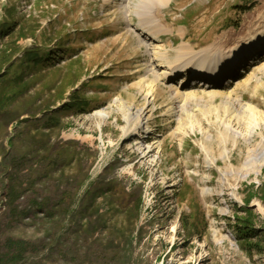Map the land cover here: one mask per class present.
Wrapping results in <instances>:
<instances>
[{
  "label": "rangeland",
  "instance_id": "1",
  "mask_svg": "<svg viewBox=\"0 0 264 264\" xmlns=\"http://www.w3.org/2000/svg\"><path fill=\"white\" fill-rule=\"evenodd\" d=\"M152 6L0 0V264H264V0ZM183 46L196 68L158 82Z\"/></svg>",
  "mask_w": 264,
  "mask_h": 264
},
{
  "label": "bare ground",
  "instance_id": "2",
  "mask_svg": "<svg viewBox=\"0 0 264 264\" xmlns=\"http://www.w3.org/2000/svg\"><path fill=\"white\" fill-rule=\"evenodd\" d=\"M158 1V8H159V12H162V10L167 6V3L170 1V0H157ZM149 2V1H148ZM152 3H153V0H151V12L153 10H155V8L152 6ZM136 13V15L139 17V31L141 33L142 36L145 37V39H142V40H139V44H145V46L149 48H153L155 44V41H157V38L160 36V34L163 32V34H166L167 31L163 30V29H160V28H154V24L153 22H151V25L146 21L145 17L147 15V13L145 14L143 11H134ZM154 17V16H153ZM163 28V27H162ZM146 47V48H147ZM182 50H181V55H183L182 57L184 58H178L176 59L175 61H172L170 58H169V55L168 53H162V52H158V53H155L154 55H156L155 57L156 58H159V64L157 65V68H153L152 70L155 71L156 69L158 70L159 68H168V71L164 70L162 71V73L159 75L155 72V74L157 75V81L158 82H162L164 84H169L170 82H173L175 80V78H177L179 75H182V73L184 72L185 69H188V70H191L193 71L194 70V67L196 66L197 64V61L193 60V61H190L188 62L187 60L188 59H193L195 58L194 56H197L199 54H193V53H189L187 51V48L185 46L181 47ZM157 48H153V50H156ZM184 51H187V52H184ZM204 53V52H203ZM202 56H206L205 54H203ZM153 59V58H152ZM187 59V60H185ZM219 62V59L217 58V60H215V62H213L214 65H207V63H205V61L201 60V62L198 64V66L202 67V70H207L210 66H212V68L214 70H216V74L214 72H209L208 73V76H212L215 74L216 77H220L221 76V73L219 71V65H217ZM211 64V63H209ZM166 65V66H165ZM154 67L155 64H154ZM196 68V67H195ZM190 72V71H189ZM194 73H198L197 72H194ZM200 74V73H199ZM204 74H207V71H205L203 73ZM190 75H191V72H190ZM214 76V77H215ZM211 79V78H210ZM166 82V83H165ZM155 85L156 82H154ZM154 85V86H155ZM170 86V85H169ZM183 85H181L180 87H176V88H173L172 89V92H179L181 89H182ZM193 88V87H192ZM171 96V95H170ZM127 110H128V120L130 122L138 119L139 122L137 123L138 125H141L143 123V121L141 120V118H143L142 116V111H135V109L131 106L127 107ZM94 119L96 120H100V123L98 124V128L100 131H102V122L103 121H106V120H109L110 118V113L107 112V111H99L97 112L95 115H93ZM142 128H140L141 130L139 131L140 132V135H138V137H141L142 136V132L143 130H145V125L144 126H141ZM145 133V132H144ZM125 134H127V132H125ZM137 135V134H136ZM143 150V149H142ZM148 152V153H147ZM144 155H147L149 153H151L150 151H148V149H145L144 151ZM258 160H256L257 162ZM260 166H263L260 165ZM259 172H257L258 174Z\"/></svg>",
  "mask_w": 264,
  "mask_h": 264
},
{
  "label": "trees",
  "instance_id": "3",
  "mask_svg": "<svg viewBox=\"0 0 264 264\" xmlns=\"http://www.w3.org/2000/svg\"><path fill=\"white\" fill-rule=\"evenodd\" d=\"M47 59L50 60V55H40L38 53L31 52L29 55V60L30 62L33 63V65L38 66L42 62L44 63ZM81 101V100H80ZM1 101H0V108H1ZM79 106L81 108L83 105L79 101L74 102V104L68 105V108L70 107H76ZM86 106V105H84ZM245 221H238V224L236 226V231H238L237 238L240 240H244L245 242H249V240L253 237L256 236V231L252 228L249 227V223L245 225ZM258 237V236H257ZM28 244L26 243H12V248H11V262L12 261H19L23 259L24 254L28 251L27 248Z\"/></svg>",
  "mask_w": 264,
  "mask_h": 264
}]
</instances>
